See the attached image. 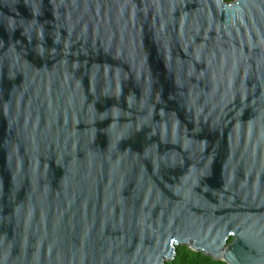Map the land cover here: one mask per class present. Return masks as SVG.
Here are the masks:
<instances>
[{
    "label": "water",
    "instance_id": "95a60500",
    "mask_svg": "<svg viewBox=\"0 0 264 264\" xmlns=\"http://www.w3.org/2000/svg\"><path fill=\"white\" fill-rule=\"evenodd\" d=\"M264 264V0H0V264Z\"/></svg>",
    "mask_w": 264,
    "mask_h": 264
},
{
    "label": "rangeland",
    "instance_id": "374dc122",
    "mask_svg": "<svg viewBox=\"0 0 264 264\" xmlns=\"http://www.w3.org/2000/svg\"><path fill=\"white\" fill-rule=\"evenodd\" d=\"M167 264H228L224 260H215L203 252L193 250L187 245L177 247V254L173 261Z\"/></svg>",
    "mask_w": 264,
    "mask_h": 264
},
{
    "label": "flooded vegetation",
    "instance_id": "af4514ba",
    "mask_svg": "<svg viewBox=\"0 0 264 264\" xmlns=\"http://www.w3.org/2000/svg\"><path fill=\"white\" fill-rule=\"evenodd\" d=\"M226 2H233V1H235V0H225Z\"/></svg>",
    "mask_w": 264,
    "mask_h": 264
}]
</instances>
